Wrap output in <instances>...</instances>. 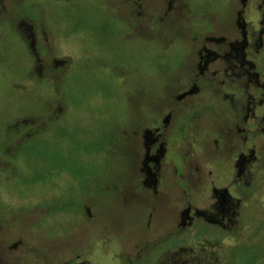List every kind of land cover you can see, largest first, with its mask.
Returning <instances> with one entry per match:
<instances>
[{
	"label": "rangeland",
	"instance_id": "rangeland-1",
	"mask_svg": "<svg viewBox=\"0 0 264 264\" xmlns=\"http://www.w3.org/2000/svg\"><path fill=\"white\" fill-rule=\"evenodd\" d=\"M2 2L0 213L8 223L0 234V256L6 264H44V258L57 262L74 251L89 264L123 263L124 254L131 252L134 238L144 229L147 214L146 195L140 196L134 185L136 172L130 157L113 155L118 129L131 130L139 114L148 116L147 101L134 93L142 86L135 69L153 58L155 65L166 71L164 77L170 85L180 80L185 83L193 72V56L182 47L172 48L178 61H167L158 50L139 43L129 34L134 25L133 9L124 2ZM188 3L191 7L193 0ZM199 3L195 0L194 6ZM178 23L191 29L189 36L200 30L197 14L181 22L172 17L163 26L164 37L174 34ZM27 33L35 35L38 48L44 46L56 60H68L70 68L61 78L39 76ZM117 49L118 59L113 56ZM157 73L159 78L160 70ZM169 145L175 147L174 142ZM169 161L175 167L178 161L183 166L175 154L170 153ZM127 166L130 169L123 177L117 170ZM119 180L130 184L124 196H118ZM205 191H209L206 186L200 191L190 189L199 203H203ZM95 192L104 200L95 199L86 212L84 201L91 195L94 199ZM164 213V207L154 213L159 218L157 224L165 218ZM18 236L24 238L27 251L22 247L13 256L5 254V245ZM185 236L198 240L200 221ZM218 240L211 239V243L216 245ZM185 241L179 235L164 238L151 255L152 264L166 249L182 246ZM225 254L219 252L221 263L226 261ZM232 260L254 264L256 256L250 261L238 249ZM144 264H149L148 258Z\"/></svg>",
	"mask_w": 264,
	"mask_h": 264
},
{
	"label": "flooded vegetation",
	"instance_id": "flooded-vegetation-1",
	"mask_svg": "<svg viewBox=\"0 0 264 264\" xmlns=\"http://www.w3.org/2000/svg\"><path fill=\"white\" fill-rule=\"evenodd\" d=\"M117 1L132 7L134 25L129 34L139 43L158 50L167 61H178L172 48L182 47L193 56V72L185 83L170 85L166 71L153 58L135 69L142 86L134 93L147 101L148 116L138 112L131 130L118 129L113 155L130 157L134 185L140 196L146 195L147 214L144 229L119 264H144L147 258L152 264L158 243L176 235L183 236L185 243L166 249L155 264H235L232 256L238 249L250 261L256 256L254 264H264V0H200L197 6L193 0L191 7L188 0ZM193 14L200 27L195 35L189 36L191 29L178 23L177 31L164 37L163 26L172 17L189 21ZM26 39L39 76L61 78L68 60H56L44 46L38 48L32 33ZM113 56L121 57L118 49ZM172 142L175 147H170ZM170 153L183 166L168 162ZM129 169L117 171L124 177ZM125 182L118 181V196L127 193L130 184L126 187ZM202 186L209 191L202 192L205 197L199 203L190 189L200 191ZM95 195L85 199L86 212L95 199L103 202L102 194ZM72 198L75 201V193ZM162 207L165 218L157 224L154 213ZM7 220L0 213V234ZM197 221L200 238L193 240L185 234ZM214 238L219 239L216 245L211 243ZM22 247L27 251L24 238L18 236L5 245V254L13 256ZM219 252H227L223 263ZM0 264H6L1 256ZM44 264L89 263L73 251L57 262L44 258Z\"/></svg>",
	"mask_w": 264,
	"mask_h": 264
}]
</instances>
